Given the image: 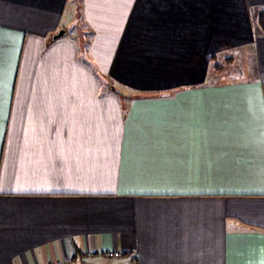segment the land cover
<instances>
[{
  "label": "crops",
  "instance_id": "crops-1",
  "mask_svg": "<svg viewBox=\"0 0 264 264\" xmlns=\"http://www.w3.org/2000/svg\"><path fill=\"white\" fill-rule=\"evenodd\" d=\"M262 8L0 0V264H264Z\"/></svg>",
  "mask_w": 264,
  "mask_h": 264
},
{
  "label": "rangeland",
  "instance_id": "rangeland-1",
  "mask_svg": "<svg viewBox=\"0 0 264 264\" xmlns=\"http://www.w3.org/2000/svg\"><path fill=\"white\" fill-rule=\"evenodd\" d=\"M75 23H72L70 26H68V31H67L68 33H70L74 29ZM234 51L218 54L217 62H219L220 65L223 64L222 69H225V70L224 72L220 71L219 73H215L216 76H226L229 78H241V76H244L245 74L248 75V72L250 74L251 66H252V59L248 58L247 53H241L238 51L234 52ZM228 56H232L230 57L231 62L224 64L225 62L223 58L228 57Z\"/></svg>",
  "mask_w": 264,
  "mask_h": 264
},
{
  "label": "trees",
  "instance_id": "trees-1",
  "mask_svg": "<svg viewBox=\"0 0 264 264\" xmlns=\"http://www.w3.org/2000/svg\"><path fill=\"white\" fill-rule=\"evenodd\" d=\"M254 25H255L256 33L258 35H264V8H262L255 17ZM230 60H231L230 57L226 58L224 64H227ZM212 68H214V70L222 71L223 64L212 65Z\"/></svg>",
  "mask_w": 264,
  "mask_h": 264
},
{
  "label": "built area",
  "instance_id": "built-area-1",
  "mask_svg": "<svg viewBox=\"0 0 264 264\" xmlns=\"http://www.w3.org/2000/svg\"><path fill=\"white\" fill-rule=\"evenodd\" d=\"M108 256L110 257H118L119 254L118 253H109ZM64 263H67L66 261Z\"/></svg>",
  "mask_w": 264,
  "mask_h": 264
},
{
  "label": "water",
  "instance_id": "water-1",
  "mask_svg": "<svg viewBox=\"0 0 264 264\" xmlns=\"http://www.w3.org/2000/svg\"><path fill=\"white\" fill-rule=\"evenodd\" d=\"M64 35V31H60L55 37H60Z\"/></svg>",
  "mask_w": 264,
  "mask_h": 264
}]
</instances>
